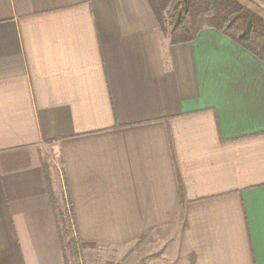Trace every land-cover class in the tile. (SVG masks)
<instances>
[{
  "label": "crops",
  "instance_id": "0c3cea01",
  "mask_svg": "<svg viewBox=\"0 0 264 264\" xmlns=\"http://www.w3.org/2000/svg\"><path fill=\"white\" fill-rule=\"evenodd\" d=\"M149 6L0 0V264H66L50 192L85 254L264 264V62Z\"/></svg>",
  "mask_w": 264,
  "mask_h": 264
},
{
  "label": "trees",
  "instance_id": "16d2710c",
  "mask_svg": "<svg viewBox=\"0 0 264 264\" xmlns=\"http://www.w3.org/2000/svg\"><path fill=\"white\" fill-rule=\"evenodd\" d=\"M160 33L172 44L192 41L205 27L230 38L264 62V8L253 0H148ZM64 258L83 254L69 197L60 207L49 193ZM66 263V260H65ZM141 264H144L142 262Z\"/></svg>",
  "mask_w": 264,
  "mask_h": 264
},
{
  "label": "rangeland",
  "instance_id": "374dc122",
  "mask_svg": "<svg viewBox=\"0 0 264 264\" xmlns=\"http://www.w3.org/2000/svg\"><path fill=\"white\" fill-rule=\"evenodd\" d=\"M48 156V155H47ZM49 158V157H48ZM46 163H48L46 161ZM57 164H59L57 159ZM59 197V196H58ZM63 198V197H62ZM66 199H57L60 207ZM144 241L132 243L123 248H104L101 247L95 253H83L80 256H74L70 251L66 250V264H141L145 261L144 256L156 251L159 247L157 240L152 242Z\"/></svg>",
  "mask_w": 264,
  "mask_h": 264
}]
</instances>
